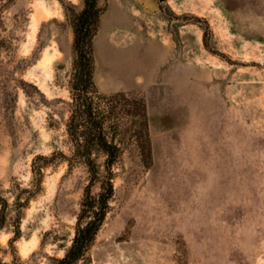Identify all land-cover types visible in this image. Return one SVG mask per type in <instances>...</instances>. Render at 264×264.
Instances as JSON below:
<instances>
[{
  "label": "rangeland",
  "instance_id": "1",
  "mask_svg": "<svg viewBox=\"0 0 264 264\" xmlns=\"http://www.w3.org/2000/svg\"><path fill=\"white\" fill-rule=\"evenodd\" d=\"M99 5L94 80L130 112L92 264H264V0ZM83 6L17 0L6 13L0 264H51L74 235L89 176L62 154Z\"/></svg>",
  "mask_w": 264,
  "mask_h": 264
},
{
  "label": "trees",
  "instance_id": "2",
  "mask_svg": "<svg viewBox=\"0 0 264 264\" xmlns=\"http://www.w3.org/2000/svg\"><path fill=\"white\" fill-rule=\"evenodd\" d=\"M16 1L0 0V55H12L15 49V37L6 27V13ZM83 3V9L71 19L75 59L70 81L72 101L66 127L72 153L70 156L62 154V159L68 163L69 169L84 165L89 179L84 187L70 245L63 246V256L53 257L51 264H92L90 250L110 210L115 192L113 169L120 163L124 151L119 130L123 115L130 112L116 96L102 93L95 83L93 39L104 8L99 5V0H83ZM53 157L44 159L49 161ZM101 157L102 162L99 161ZM42 168L43 165H37L35 169L39 185L43 177ZM96 183L99 184V192L93 193Z\"/></svg>",
  "mask_w": 264,
  "mask_h": 264
},
{
  "label": "water",
  "instance_id": "3",
  "mask_svg": "<svg viewBox=\"0 0 264 264\" xmlns=\"http://www.w3.org/2000/svg\"><path fill=\"white\" fill-rule=\"evenodd\" d=\"M160 1L163 2L164 0H160ZM3 214H4V209H2L0 217H3Z\"/></svg>",
  "mask_w": 264,
  "mask_h": 264
},
{
  "label": "bare ground",
  "instance_id": "4",
  "mask_svg": "<svg viewBox=\"0 0 264 264\" xmlns=\"http://www.w3.org/2000/svg\"><path fill=\"white\" fill-rule=\"evenodd\" d=\"M127 80V79H126Z\"/></svg>",
  "mask_w": 264,
  "mask_h": 264
}]
</instances>
